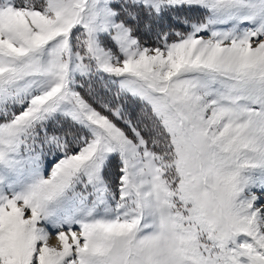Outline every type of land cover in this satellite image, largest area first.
<instances>
[{
    "label": "snow or ice",
    "instance_id": "1",
    "mask_svg": "<svg viewBox=\"0 0 264 264\" xmlns=\"http://www.w3.org/2000/svg\"><path fill=\"white\" fill-rule=\"evenodd\" d=\"M0 264H264V0H0Z\"/></svg>",
    "mask_w": 264,
    "mask_h": 264
},
{
    "label": "rangeland",
    "instance_id": "2",
    "mask_svg": "<svg viewBox=\"0 0 264 264\" xmlns=\"http://www.w3.org/2000/svg\"><path fill=\"white\" fill-rule=\"evenodd\" d=\"M52 239H53V241H54V243H55V237H54V236H53V238H52Z\"/></svg>",
    "mask_w": 264,
    "mask_h": 264
},
{
    "label": "bare ground",
    "instance_id": "3",
    "mask_svg": "<svg viewBox=\"0 0 264 264\" xmlns=\"http://www.w3.org/2000/svg\"><path fill=\"white\" fill-rule=\"evenodd\" d=\"M52 243H54L53 239L51 240Z\"/></svg>",
    "mask_w": 264,
    "mask_h": 264
}]
</instances>
